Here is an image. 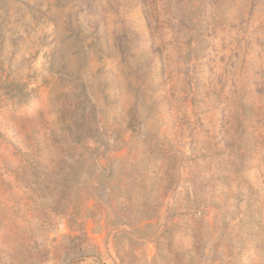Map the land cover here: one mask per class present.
Instances as JSON below:
<instances>
[{"label": "rangeland", "instance_id": "obj_1", "mask_svg": "<svg viewBox=\"0 0 264 264\" xmlns=\"http://www.w3.org/2000/svg\"><path fill=\"white\" fill-rule=\"evenodd\" d=\"M0 264H264V0H0Z\"/></svg>", "mask_w": 264, "mask_h": 264}]
</instances>
